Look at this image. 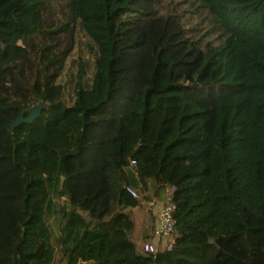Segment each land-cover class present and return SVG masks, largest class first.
<instances>
[{"label":"trees","instance_id":"trees-1","mask_svg":"<svg viewBox=\"0 0 264 264\" xmlns=\"http://www.w3.org/2000/svg\"><path fill=\"white\" fill-rule=\"evenodd\" d=\"M77 43L93 56L67 102ZM146 186L174 206L168 249H143L152 229L141 252L127 236L126 187ZM55 250L61 264H264V0H0V264H55Z\"/></svg>","mask_w":264,"mask_h":264},{"label":"rangeland","instance_id":"rangeland-1","mask_svg":"<svg viewBox=\"0 0 264 264\" xmlns=\"http://www.w3.org/2000/svg\"><path fill=\"white\" fill-rule=\"evenodd\" d=\"M187 15L191 16L193 18L192 21L196 22L200 17L204 15V11H200L199 13L187 12ZM202 23H204V20ZM78 38L83 39L81 33L78 34ZM92 56L93 55L89 53L87 47H85L82 43H77L76 45H74L71 53L67 57L65 66L58 77L60 83L63 85V92L65 94L67 102H69L70 100V98H68V94L70 93L72 95V86L74 84L69 73L70 71H74L75 61L77 59H86L89 61ZM87 72L88 71L86 70L85 73L88 74ZM136 194L139 200L138 204L134 206L122 207L121 210L127 212L133 219V226L128 231L127 236L129 240L133 242L135 250L137 252H141V244L143 240L150 237L149 233L153 226V214H155V209H157L158 205L162 208L164 204V197L163 193L157 195L149 186H146L145 190L136 192ZM54 202L55 205L53 211L47 219L52 238L56 237V235L58 234V201L55 199ZM53 261L55 262V264L62 263L59 261V256L56 250L54 252Z\"/></svg>","mask_w":264,"mask_h":264},{"label":"built area","instance_id":"built-area-1","mask_svg":"<svg viewBox=\"0 0 264 264\" xmlns=\"http://www.w3.org/2000/svg\"><path fill=\"white\" fill-rule=\"evenodd\" d=\"M126 190L132 195L137 196L136 192L126 187ZM173 204L169 201V197L166 196V201L164 202L162 208L157 214L156 220L152 227V236L154 240L151 242H144L143 249L148 251H154L157 246V242L161 241V246L165 249L170 247L171 238L168 241H162L161 239L168 238L170 232L173 230L174 219L172 217Z\"/></svg>","mask_w":264,"mask_h":264},{"label":"water","instance_id":"water-1","mask_svg":"<svg viewBox=\"0 0 264 264\" xmlns=\"http://www.w3.org/2000/svg\"><path fill=\"white\" fill-rule=\"evenodd\" d=\"M43 106V103H36L33 104L31 107L24 109L23 111L27 112V116L26 117H22V115H19L18 117H16L10 124H9V131H11V129L17 125L20 122H27L29 121L31 118H33L35 115H37L40 111V108Z\"/></svg>","mask_w":264,"mask_h":264},{"label":"crops","instance_id":"crops-1","mask_svg":"<svg viewBox=\"0 0 264 264\" xmlns=\"http://www.w3.org/2000/svg\"><path fill=\"white\" fill-rule=\"evenodd\" d=\"M160 209H161V206L158 205L157 209H155V214L152 213L153 216H154L153 224H154V222H155V220H156L157 214H158V212L160 211ZM152 227H153V226H152Z\"/></svg>","mask_w":264,"mask_h":264}]
</instances>
